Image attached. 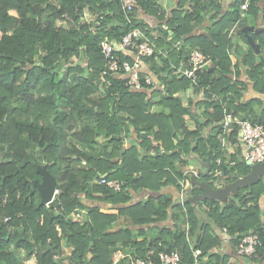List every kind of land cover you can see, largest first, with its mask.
<instances>
[{
    "label": "trees",
    "instance_id": "1",
    "mask_svg": "<svg viewBox=\"0 0 264 264\" xmlns=\"http://www.w3.org/2000/svg\"><path fill=\"white\" fill-rule=\"evenodd\" d=\"M228 1L223 12L222 0H176L167 14L158 0H140L129 21L121 0H0L7 35L0 53V264L31 258L112 264L118 249L127 256L116 264H129V254L156 258L160 250H179L181 264H193L197 248L205 264H264V254L216 250L226 227L233 249L249 231L259 232L264 253V176L227 199L209 195L182 204L178 198L187 167H200L210 189L252 171L237 127L229 137L236 151L222 149V101L235 117L264 124V95L247 96L250 90L264 94V29L250 31L259 53L230 32L237 24L235 32L248 43L243 27L250 17L264 26V0H249L246 9L247 0ZM142 12L159 20L155 31ZM204 21L207 33H195ZM133 28L156 44L154 54L142 57L141 71L156 78L155 87L129 88L126 74L103 73L102 39L120 41ZM193 49L213 55L197 83L175 71ZM233 50L241 56L235 80ZM123 51L117 48L120 59H132ZM220 157L223 177L214 173ZM42 168L59 189L48 204L38 185ZM102 178L125 185L117 191ZM205 191L200 185L191 190ZM64 246L75 251L69 263L58 259Z\"/></svg>",
    "mask_w": 264,
    "mask_h": 264
},
{
    "label": "built area",
    "instance_id": "2",
    "mask_svg": "<svg viewBox=\"0 0 264 264\" xmlns=\"http://www.w3.org/2000/svg\"><path fill=\"white\" fill-rule=\"evenodd\" d=\"M140 0H121V7L126 13L127 19L131 21L130 13L133 12L135 6ZM243 9L249 7V0L241 4ZM86 19L88 14L85 15ZM102 52L106 57V65L103 71L104 74H126L125 84L129 88L142 89L145 82L150 87L157 86L156 80L149 74L141 75L142 57L154 54L156 44L152 41L145 32L140 28H133L124 34L120 41H115L109 36H105L101 41ZM117 48L123 49L126 53H130L132 59L126 57L120 59ZM187 65L179 67L181 75L187 76L193 82L197 83L199 80V70L204 68L210 61L211 57L205 52L194 49L189 54ZM142 77L144 81L142 80ZM212 97L217 99L219 95L216 92L212 93ZM222 119L220 122L221 130L218 137L221 140L222 149L227 150L230 144V135L237 127L239 131V140L244 150V158L249 164L264 163V124L253 122L248 118L235 117L234 113L227 108V102L222 101ZM231 148V146H230ZM227 152L231 153L227 150ZM230 161V160H228ZM235 164L234 160L230 161ZM222 158H217V168L214 173L220 177L224 176V169L221 164ZM213 173V172H212ZM205 173L201 171L198 166L187 167L184 171V178L181 180V190L178 193L179 201L184 204L187 201L188 191L199 185L198 181L203 179ZM101 183L105 184L111 189L120 191L123 189L125 183L120 179L102 178ZM59 189L56 191V193ZM56 195V194H55ZM50 203V202H49ZM48 204V203H47ZM226 231V228L224 229ZM186 231L189 233V224L186 225ZM263 240L259 232L251 230L242 237L240 242L236 245V253L245 257H259L264 254L261 251ZM74 251V250H73ZM201 249H194V263L205 264L200 259ZM127 256L121 249L114 252V261L116 264L122 258ZM129 256V264H181L182 255L179 250H160L156 258L148 256L147 258Z\"/></svg>",
    "mask_w": 264,
    "mask_h": 264
},
{
    "label": "crops",
    "instance_id": "3",
    "mask_svg": "<svg viewBox=\"0 0 264 264\" xmlns=\"http://www.w3.org/2000/svg\"><path fill=\"white\" fill-rule=\"evenodd\" d=\"M159 1V3H161L164 7H165V9H166V11H167V14H169L171 11H172V9L175 7V5H176V0H158ZM228 3H229V1L228 0H222V10H223V12L227 9V5H228ZM90 16V17H89ZM87 18H88V20L89 19H92V17H91V15L90 14H88V16H87ZM141 18H143L144 20H145V22L150 26V27H152L153 28V31H155V29L158 27V22H159V20L156 18V17H154L153 15H150V14H148V13H145V12H142L141 13ZM249 25H255V26H257V27H264L262 24H263V21H260V20H258V19H253V17H250L249 18ZM203 26L202 27H199V25L194 29V32L195 33H207V25H209V21H204L203 23ZM98 25V22H96V26ZM236 25L237 24H235L233 27H232V29L230 30V32H231V34L234 36V38H235V41H237L238 43H240V45L243 47V48H248V47H250L249 45H248V43H244L243 42V40L240 38V35L239 34H237L236 32H235V30H236ZM165 27V26H164ZM237 31V30H236ZM158 33H159V31H158ZM254 33V32H253ZM160 36L162 35L161 33L159 34ZM244 49V50H245ZM194 50V49H193ZM126 55H130V53H126L125 51H123ZM210 57H211V61L205 66V67H207V66H209V65H211V64H213V60H212V57H213V55L211 54V53H207ZM231 55V58H232V61H233V71H232V75H233V79L235 80V79H237V78H239V73H238V67L235 65L236 64V62H238L239 60H240V58H241V56L238 54V53H236V52H234V50H233V52L230 54ZM239 66L242 68L243 67V65H242V63H239ZM143 67V66H142ZM179 67H181V68H183L184 67V63H181L180 64V66H175V71L177 72V73H179L180 75H181V71L178 69ZM204 67V68H205ZM141 70H143V69H141ZM146 71V70H145ZM149 75H151V74H149ZM152 76V75H151ZM153 77V76H152ZM242 78L243 79H245V80H248L249 81V79L247 78V76H245V75H242ZM154 79L156 80V78L154 77ZM156 84H158L159 85V83H158V81L156 80ZM191 92H192V90L190 89V90H188L182 97L185 99V101H187V98L190 96V95H192L191 94ZM263 95L264 94H261V93H257V92H255L254 90H250L249 92H248V94H247V96L248 97H255V96H261V97H263ZM196 98V100H199V99H201L202 98V94H200L199 96H197V97H195ZM26 135V134H25ZM235 146H232L231 147V150H232V152L231 153H234L235 151H236V147L234 148ZM241 148H242V152H243V155H244V150H243V147H242V145H241ZM231 194H232V192H231ZM230 194V195H231ZM229 195V196H230ZM228 196V197H229ZM198 198H203V197H200L199 195H195V194H193L192 192L191 193H189V191H188V196H187V201L188 200H192L193 202H194V204H196V202H197V200H198ZM103 206V210L104 211H107V212H115L116 210H113V209H109L108 208V206L107 205H104V204H102ZM164 222H158V224H163ZM172 223V220L170 219L169 221H166V224H171ZM189 224V223H188ZM186 225H187V223H186ZM186 225H185V229H186ZM226 227H224L223 228V230H222V235H223V238H222V240H221V243H222V245H221V247H219V248H216V250H221V251H227V252H230V253H236V248L235 249H233V247L231 246V244H230V242L228 241V239H227V231H228V229L226 228V231L224 230ZM186 234L188 235L189 233L186 231ZM152 236L154 235L155 236V234H151ZM189 236V235H188ZM236 247V246H235ZM71 254V253H70Z\"/></svg>",
    "mask_w": 264,
    "mask_h": 264
},
{
    "label": "water",
    "instance_id": "4",
    "mask_svg": "<svg viewBox=\"0 0 264 264\" xmlns=\"http://www.w3.org/2000/svg\"><path fill=\"white\" fill-rule=\"evenodd\" d=\"M264 27H257L255 25H246L243 27V32L245 33L248 43L250 44L251 48L256 51V53H259L261 50L260 43L256 42L253 38V36L250 34V31L254 33H259L261 30H263ZM144 136L147 135V132L143 133ZM260 164V168H253L252 171L248 175H244L242 177H239L236 181L227 184L225 187L218 188V189H210L208 185L203 181H198L199 185L204 187L206 189L204 195H199L200 197H207L209 195L217 196L223 199H227L228 196L231 194V192H236V189L241 186L245 185H252L255 182H257L261 176H264V165L263 163ZM43 172V181L38 183L41 194H42V200L44 203H49L53 201L55 198L56 191L58 190V186L55 181V177L48 171L46 168L41 169ZM79 213H82L81 210H78ZM85 216H87V213L84 212Z\"/></svg>",
    "mask_w": 264,
    "mask_h": 264
},
{
    "label": "rangeland",
    "instance_id": "5",
    "mask_svg": "<svg viewBox=\"0 0 264 264\" xmlns=\"http://www.w3.org/2000/svg\"><path fill=\"white\" fill-rule=\"evenodd\" d=\"M90 17V16H89ZM5 36H7L6 34H5V32H4V30H3V27L2 26H0V53L2 52V41H3V39H4V37ZM248 45L250 46V44L248 43ZM251 47V46H250ZM22 138L24 139V140H28V137H27V135H22ZM230 146L232 147V146H237V145H235V143H233V142H231L230 141V144L227 146V150L228 151H230V152H232V150H231V148H230ZM234 147V148H235ZM251 166H253V168L255 167V168H260V164H258V163H254V164H251ZM234 193V192H233ZM233 193L231 194V195H233ZM57 194V193H56ZM6 200H7V198H6V196L4 197V201L6 202ZM80 210V209H79ZM82 211V210H81ZM83 212V211H82ZM65 247V248H64ZM63 248H62V250H61V252H60V254H59V256H58V259H60V260H62L63 262H68L69 263V260L67 259V257L69 256V255H73L74 253H75V251H73L72 249H70V248H67L66 246H64ZM71 253V254H70ZM27 264H38V261L35 259V258H31V259H29V260H27Z\"/></svg>",
    "mask_w": 264,
    "mask_h": 264
}]
</instances>
